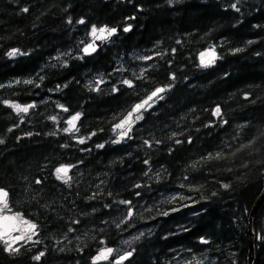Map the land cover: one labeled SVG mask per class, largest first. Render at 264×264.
<instances>
[{
  "label": "trees",
  "instance_id": "1",
  "mask_svg": "<svg viewBox=\"0 0 264 264\" xmlns=\"http://www.w3.org/2000/svg\"><path fill=\"white\" fill-rule=\"evenodd\" d=\"M102 25L118 35L83 57ZM158 88L117 143L116 125ZM263 179L264 0H0V189L57 237L87 228L75 251L0 242V264H94L134 231L122 264H246ZM252 232L264 264V201Z\"/></svg>",
  "mask_w": 264,
  "mask_h": 264
},
{
  "label": "snow or ice",
  "instance_id": "2",
  "mask_svg": "<svg viewBox=\"0 0 264 264\" xmlns=\"http://www.w3.org/2000/svg\"><path fill=\"white\" fill-rule=\"evenodd\" d=\"M24 11H27V9H24ZM79 22L84 23L83 20H81ZM124 30L128 31L129 29L125 28ZM115 32H116L115 28L109 29L107 27H103V28L97 29L95 26H93L92 30H91V35L96 40H104V39H107L108 37L114 35ZM95 50L96 49H95L94 44H89V45H87V47H85L83 49L85 54H90L91 52H94ZM14 55H16V50L9 53V56H14ZM215 59H216V56H215L214 51L209 52V53H202L201 54V65L205 66V67L209 66L210 64H212L214 62ZM124 83L126 85H128L129 87L132 86L131 82L128 80H125ZM164 91H165V89H163V88L156 89V91L153 92L151 96H149L148 100L144 101L141 104L135 105V107L128 114V116L123 121H121L120 124L116 125V127L118 129H122L121 138H123L124 136H127L128 132L131 131V126L135 122L133 120L134 114L139 113L141 109H144L145 105H148L150 107L151 105H149V101H151L154 97L159 96V94L164 92ZM12 107L17 112L27 113L28 109L33 107V105H28L25 107H21L19 105H12ZM64 111H67V109H64ZM214 115H216V116L220 115V109L219 108H217L215 110ZM79 118H80V114H76V115L72 116L71 119H69L67 121L69 127L65 131H73V130L78 131V129L76 128V121L79 120ZM53 119H55V117H53ZM140 119H142V117L140 115H135V120H140ZM79 142L84 143L83 140H81ZM116 142L119 143V140H117ZM101 147H102V145H101ZM68 172H69L68 167L61 166V167L57 168L56 169L57 179L63 180L64 182H67ZM37 183H40V181H37ZM225 187H227V185H225ZM7 197H8V193L6 191L0 189V240H4V242L7 244L6 250L18 251V249H14L12 247V244L8 243V241L5 240L4 238L9 237L10 239H13V242H15V241L23 240V239H25V236H27V239L31 240V235H27V234L31 233L32 235H35L36 225L30 223L27 220H24L19 215H11L10 216V215L3 214V213H5V211H11L9 208V205H8ZM124 203H127V202H124ZM128 215H129V217L132 215L131 210H129ZM20 225L26 226L23 228L22 234L12 238L10 236V233L13 231H21ZM202 242L206 243L207 241H202ZM111 252H112V249H110V248L107 249L106 251H102L96 257V261H99L102 259H107V257L111 254ZM43 255H44V253H40V256H43ZM130 255H131V253H128V256H130ZM40 256H36L35 259L39 260ZM125 259H127V256L121 257L120 261H117V264H121V261H123ZM94 264H96L95 261H94Z\"/></svg>",
  "mask_w": 264,
  "mask_h": 264
},
{
  "label": "rangeland",
  "instance_id": "3",
  "mask_svg": "<svg viewBox=\"0 0 264 264\" xmlns=\"http://www.w3.org/2000/svg\"><path fill=\"white\" fill-rule=\"evenodd\" d=\"M93 36L91 35V38ZM213 48H210V49H207L203 52H201L199 54V59L201 60V54L202 53H209V52H213V50H211ZM215 53V52H214ZM150 53L146 54V55H143V54H139V55H136L133 57V59H136V61H140V62H144L146 61L147 59H149V56ZM216 56V54H215ZM13 105H19V104H13ZM28 105H33L32 103L31 104H28ZM28 105H19L21 107H25V106H28ZM34 106V105H33ZM32 109L29 108L28 111ZM15 110V109H14ZM16 111V110H15ZM17 112V111H16ZM17 113H23V112H17ZM135 115L133 116V120H135ZM66 127V126H65ZM121 132H122V129H119L118 130V140L121 139ZM56 171H55V178H56ZM70 180V172H68V178H67V181ZM60 181H63V180H60ZM64 182V181H63ZM8 201V200H7ZM8 205H9V208L11 211H5V213L3 214H6V215H19L20 217H22L24 220H27L24 216H22L20 213H16L14 212V210L10 207V204L8 202ZM26 227L25 225H20V228H21V231H13L10 233V236L12 238L16 237V236H19L22 234V230L23 228ZM83 233H84V236H81L82 235V232L80 233H77V234H74L72 237L70 238H67L66 240H64V243H63V250L62 251H75V245L77 246V248H80L81 246H87V242H86V234H87V228L83 230ZM143 233H145V231H134L132 232L130 235L128 236H125L124 238L120 239L119 241V244L117 246H114V247H107L105 245H101L99 248H96L95 251H98L95 255V257L93 258V260L95 262H100L101 264H115L113 262V260L111 261L112 258H116L118 257L119 255L127 252V251H130V246L132 245V243L137 239L139 238ZM27 235H30L29 233ZM5 240L8 241V243H11L12 244V247L14 249H17L18 247H20L21 245H28V239H27V236H25V239L23 240H20V241H15L13 242V239H10L9 237H5L4 238ZM0 242L7 248V244L4 242V240H0ZM72 243V244H71ZM112 249V252L111 254L107 257V259H102V260H99V261H96V257L102 252V251H106L107 249Z\"/></svg>",
  "mask_w": 264,
  "mask_h": 264
},
{
  "label": "water",
  "instance_id": "4",
  "mask_svg": "<svg viewBox=\"0 0 264 264\" xmlns=\"http://www.w3.org/2000/svg\"><path fill=\"white\" fill-rule=\"evenodd\" d=\"M104 3H110L112 0H100ZM103 27H107L109 29L111 28H115L116 32L114 35L108 37L107 39L104 40H96L94 37H92L87 43H85L82 48H81V53L83 55V57L89 58L94 56L97 52H99L106 44H108L116 35H118V28L117 27H110L108 25H102L99 28H103ZM98 28V29H99ZM129 30L125 31L123 29L124 32H129L130 31V27H126ZM89 44H94L95 45V51L91 52L90 54H85V52L83 51V49L85 47H87V45ZM264 201V179H263V190L261 195L259 196V198L255 201L254 205L251 208L250 214H249V219H248V235H249V246H248V254H247V259H246V264H253L254 263V259H255V255H254V234L252 232V220L253 217L255 215V213L257 212V210L259 209V207L261 206V204ZM128 253H131L130 256H128ZM127 256V259L121 261L122 263H126L127 261L130 260V258L132 257V252L131 251H127L121 255H119L117 258L114 259V263L117 264V261H120L121 257Z\"/></svg>",
  "mask_w": 264,
  "mask_h": 264
},
{
  "label": "flooded vegetation",
  "instance_id": "5",
  "mask_svg": "<svg viewBox=\"0 0 264 264\" xmlns=\"http://www.w3.org/2000/svg\"><path fill=\"white\" fill-rule=\"evenodd\" d=\"M28 221L36 225L35 235H31V240L28 239L27 248L30 251H62L64 239L55 236L54 229H58L57 226L51 225L49 230H45L44 225H40L37 219L29 217ZM40 235L43 237L41 238ZM72 244V243H71ZM76 247V245H75Z\"/></svg>",
  "mask_w": 264,
  "mask_h": 264
},
{
  "label": "bare ground",
  "instance_id": "6",
  "mask_svg": "<svg viewBox=\"0 0 264 264\" xmlns=\"http://www.w3.org/2000/svg\"><path fill=\"white\" fill-rule=\"evenodd\" d=\"M187 193V192H186Z\"/></svg>",
  "mask_w": 264,
  "mask_h": 264
}]
</instances>
